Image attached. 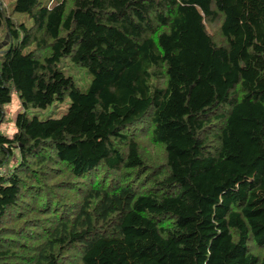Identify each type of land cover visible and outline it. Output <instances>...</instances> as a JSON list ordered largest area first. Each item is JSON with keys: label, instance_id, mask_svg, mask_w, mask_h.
Instances as JSON below:
<instances>
[{"label": "trees", "instance_id": "1", "mask_svg": "<svg viewBox=\"0 0 264 264\" xmlns=\"http://www.w3.org/2000/svg\"><path fill=\"white\" fill-rule=\"evenodd\" d=\"M12 92L0 264H264V0H0Z\"/></svg>", "mask_w": 264, "mask_h": 264}, {"label": "rangeland", "instance_id": "2", "mask_svg": "<svg viewBox=\"0 0 264 264\" xmlns=\"http://www.w3.org/2000/svg\"><path fill=\"white\" fill-rule=\"evenodd\" d=\"M7 10L9 11L12 7L13 0H3ZM17 20L24 22L25 24L29 25L30 20L26 18V16H17ZM59 67L63 70V72L66 75L71 76L76 86H78L80 89H85L90 81V76L86 72V70L83 67H80L78 65L72 64L68 58H62L59 63ZM13 93H11L10 101L3 105V119L0 123V134L7 135V133L10 131L11 125H13V119L15 113H17L21 106L19 105V108L14 109V101H13ZM16 100H18V97H15ZM68 104V98L66 97L62 102L60 103H53L50 106H47L46 108H28L27 114L29 116L35 115L37 118L42 119L47 116L50 117H58L60 116L64 111ZM8 136V135H7ZM13 156L17 158V150H13ZM13 163V162H11Z\"/></svg>", "mask_w": 264, "mask_h": 264}, {"label": "clouds", "instance_id": "3", "mask_svg": "<svg viewBox=\"0 0 264 264\" xmlns=\"http://www.w3.org/2000/svg\"><path fill=\"white\" fill-rule=\"evenodd\" d=\"M18 94L16 93H13V101H14V109H17L19 108V105H20V101L19 100H16L15 97L17 96ZM18 131V129L15 128L14 124L11 125L10 127V131L7 133L8 137L11 138L13 134H15L16 132ZM5 147H7V145H5ZM9 166L12 167L13 165L11 163H9Z\"/></svg>", "mask_w": 264, "mask_h": 264}]
</instances>
